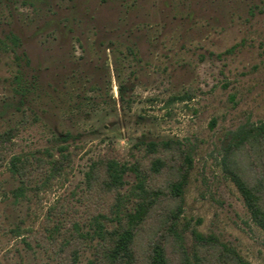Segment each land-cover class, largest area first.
I'll list each match as a JSON object with an SVG mask.
<instances>
[{"label":"rangeland","instance_id":"1","mask_svg":"<svg viewBox=\"0 0 264 264\" xmlns=\"http://www.w3.org/2000/svg\"><path fill=\"white\" fill-rule=\"evenodd\" d=\"M262 121L264 0H0V264H59L48 219L61 235L79 225L77 264H92V216L112 200L88 190L93 161L131 164L138 142L167 140L193 159L178 220L189 254L197 230L264 264V230L222 164L232 132ZM14 155L46 163L21 192Z\"/></svg>","mask_w":264,"mask_h":264},{"label":"trees","instance_id":"2","mask_svg":"<svg viewBox=\"0 0 264 264\" xmlns=\"http://www.w3.org/2000/svg\"><path fill=\"white\" fill-rule=\"evenodd\" d=\"M135 147L140 156L134 163L103 155L94 160L86 173L88 190L107 200L92 216L98 241L92 264H251L234 248L222 244L213 235L193 230L192 254L186 250L178 230L183 210L184 189L192 167V155L181 142L141 141ZM61 153L50 161L52 171L61 170L67 161ZM253 220L264 230V121L248 123L232 132L222 161ZM40 158L14 155L12 173L23 191L36 171L46 169ZM133 172L136 183L127 194L123 191L125 175ZM167 175L164 186L155 179ZM61 228L48 219L40 233L43 246L57 256L59 264H77L85 247L86 235L77 223L62 234ZM58 232L62 236L56 237ZM69 233V236L65 234Z\"/></svg>","mask_w":264,"mask_h":264}]
</instances>
